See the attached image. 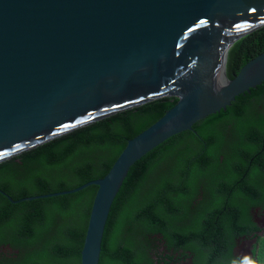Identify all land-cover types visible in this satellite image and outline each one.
<instances>
[{
	"label": "water",
	"instance_id": "95a60500",
	"mask_svg": "<svg viewBox=\"0 0 264 264\" xmlns=\"http://www.w3.org/2000/svg\"><path fill=\"white\" fill-rule=\"evenodd\" d=\"M263 25L264 0H0V162L118 111L177 98L103 177L47 194L97 187L80 264H98L112 201L136 160L264 81V51L233 78L225 72L231 45Z\"/></svg>",
	"mask_w": 264,
	"mask_h": 264
},
{
	"label": "trees",
	"instance_id": "16d2710c",
	"mask_svg": "<svg viewBox=\"0 0 264 264\" xmlns=\"http://www.w3.org/2000/svg\"><path fill=\"white\" fill-rule=\"evenodd\" d=\"M263 51L264 25L228 49L227 77ZM244 94L130 166L108 213L98 264H156L167 257L246 264L232 246L255 226L245 199H237L248 189L264 194V105ZM176 101L164 96L118 111L0 162V247L12 249L0 250V264H80L97 187L47 194L103 177L127 140ZM29 196L40 197L24 199ZM212 226L220 228L214 242L206 230ZM159 240L173 252L161 258ZM253 254L264 260V235Z\"/></svg>",
	"mask_w": 264,
	"mask_h": 264
},
{
	"label": "flooded vegetation",
	"instance_id": "af4514ba",
	"mask_svg": "<svg viewBox=\"0 0 264 264\" xmlns=\"http://www.w3.org/2000/svg\"><path fill=\"white\" fill-rule=\"evenodd\" d=\"M236 73H234L233 76ZM233 76L231 78H233ZM246 92L248 93L246 94L243 93L244 94L243 97H246L247 100L256 101L260 99L264 105V81H262L260 84L256 85L255 87L251 88L249 91H246ZM243 195H244L243 197L237 200L245 199L246 208H248V211L250 214L249 222L252 223V225H254L255 228L252 230H247V231L242 232V234L239 235V238L235 237L236 241H235V244L232 246V253L235 256L243 258L246 264H253V262L256 260L255 254H253V249L257 247L258 241L264 235V194L251 192V190L248 189V190H244ZM186 220L187 218L184 220V223L186 222ZM218 229L220 228L219 227L216 228L214 226L206 229L207 232L212 234L210 235L211 237L209 239L211 242H214L220 238ZM237 231H239V229H237ZM156 243L158 244L156 249H158L157 252L160 254L161 258H163L164 255L173 252V249H169V250L165 249V246L163 245L162 240H159ZM213 246L215 245H212L211 247ZM237 247L239 248L238 250H236ZM0 250H2L4 253H6L7 250L12 251V249L8 245L1 246ZM246 251L247 252L250 251V254L247 253L245 255ZM161 252H164V254ZM249 258H250V261H249ZM190 260L191 259L189 257L187 261L190 262ZM156 264H184V262H181V261L173 262V260L167 257L166 262L161 261Z\"/></svg>",
	"mask_w": 264,
	"mask_h": 264
},
{
	"label": "clouds",
	"instance_id": "9594fccd",
	"mask_svg": "<svg viewBox=\"0 0 264 264\" xmlns=\"http://www.w3.org/2000/svg\"><path fill=\"white\" fill-rule=\"evenodd\" d=\"M253 264H264V260H261V261H254Z\"/></svg>",
	"mask_w": 264,
	"mask_h": 264
}]
</instances>
